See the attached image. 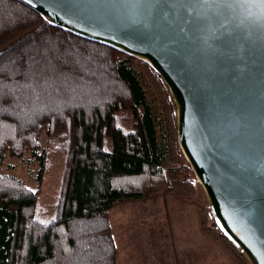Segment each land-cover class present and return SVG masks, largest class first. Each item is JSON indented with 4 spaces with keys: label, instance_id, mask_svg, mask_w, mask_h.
Returning a JSON list of instances; mask_svg holds the SVG:
<instances>
[{
    "label": "trees",
    "instance_id": "16d2710c",
    "mask_svg": "<svg viewBox=\"0 0 264 264\" xmlns=\"http://www.w3.org/2000/svg\"><path fill=\"white\" fill-rule=\"evenodd\" d=\"M27 153L40 180L65 155L54 216L39 209V190L0 172V264H117L109 211L154 195L136 179L167 163L183 168L168 170L186 188L191 174L174 102L148 64L0 0V166ZM202 229L247 264L214 221Z\"/></svg>",
    "mask_w": 264,
    "mask_h": 264
},
{
    "label": "water",
    "instance_id": "95a60500",
    "mask_svg": "<svg viewBox=\"0 0 264 264\" xmlns=\"http://www.w3.org/2000/svg\"><path fill=\"white\" fill-rule=\"evenodd\" d=\"M17 1L163 79L216 226L249 264H264V9L252 0Z\"/></svg>",
    "mask_w": 264,
    "mask_h": 264
},
{
    "label": "crops",
    "instance_id": "0c3cea01",
    "mask_svg": "<svg viewBox=\"0 0 264 264\" xmlns=\"http://www.w3.org/2000/svg\"><path fill=\"white\" fill-rule=\"evenodd\" d=\"M197 214L192 203L167 191L116 204L109 218L117 264H205L208 244ZM194 245L203 256L189 253Z\"/></svg>",
    "mask_w": 264,
    "mask_h": 264
},
{
    "label": "rangeland",
    "instance_id": "374dc122",
    "mask_svg": "<svg viewBox=\"0 0 264 264\" xmlns=\"http://www.w3.org/2000/svg\"><path fill=\"white\" fill-rule=\"evenodd\" d=\"M169 95H170V92H169ZM175 110H176V107H175ZM176 140L178 144L177 116H176ZM45 144H46L45 138H43L42 146H45ZM178 147H179V144H178ZM181 154H182L181 163L185 162L188 164L182 151H181ZM64 157H65L64 154H59L57 156H54L51 159V162H49L48 171L46 172V174L41 180L39 179L40 166L38 162L29 153H27L23 158H14L9 155L6 156L3 163L0 166V172L3 174H10V175L16 176L17 178L23 180L29 188L33 190H39L40 192L39 209L42 212L46 213L47 218H50L54 216L53 208H54V204L57 201L59 190H60V181H61V177L64 171ZM170 165L171 163L165 164L162 169V172H160V174L155 176V178H151L148 175H146L144 177L137 178L136 182L145 183V187L147 189L153 188V190L156 191L155 194L167 191L171 194H175L179 196L180 198L188 201V203L190 204L192 203L193 206L197 208V212H198L197 219H199L201 226H202L203 219L206 221V225L210 226L212 221H214V218L210 211L206 194L201 184L197 180L195 174L193 173L190 165L188 164L191 169V174H189V177H188L189 189H187L188 187L186 188L183 186V183H182L183 179L180 178L181 176L178 174V171L168 170L170 167H176V168H179V171L180 170L183 171V168L180 167L179 165H174V166H170ZM151 182H154L153 183L154 186L152 187H151ZM38 215L41 216V213L39 212ZM217 230L220 233H222L218 227H217ZM203 232L205 235V245L208 244L207 246H205V250H207L208 252V254L207 253L204 254L205 264H216V261L218 262V264H240V261L233 254H231L224 247V245L216 241L212 236L207 234L204 230ZM188 243H190V240H188ZM188 246L190 248V244ZM192 248L193 250L189 253H191L193 256H196V255H198L199 257L203 256V253H200L196 250L195 245ZM210 252H212V255H213V263L211 262ZM237 252L246 261V263L249 264L248 260L241 254V252H239L238 250ZM188 257L189 256H186V258Z\"/></svg>",
    "mask_w": 264,
    "mask_h": 264
},
{
    "label": "snow or ice",
    "instance_id": "6c2138e0",
    "mask_svg": "<svg viewBox=\"0 0 264 264\" xmlns=\"http://www.w3.org/2000/svg\"><path fill=\"white\" fill-rule=\"evenodd\" d=\"M31 2V0H29ZM253 4H258L261 9H264V0H252ZM47 223V222H44Z\"/></svg>",
    "mask_w": 264,
    "mask_h": 264
}]
</instances>
